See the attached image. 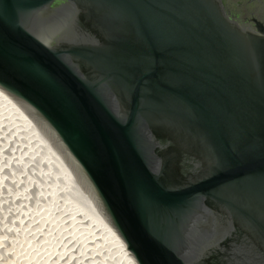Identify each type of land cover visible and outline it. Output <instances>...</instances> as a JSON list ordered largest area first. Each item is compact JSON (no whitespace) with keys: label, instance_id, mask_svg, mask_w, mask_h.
<instances>
[{"label":"water","instance_id":"obj_1","mask_svg":"<svg viewBox=\"0 0 264 264\" xmlns=\"http://www.w3.org/2000/svg\"><path fill=\"white\" fill-rule=\"evenodd\" d=\"M0 89L135 264H264V0H0Z\"/></svg>","mask_w":264,"mask_h":264},{"label":"bare ground","instance_id":"obj_2","mask_svg":"<svg viewBox=\"0 0 264 264\" xmlns=\"http://www.w3.org/2000/svg\"><path fill=\"white\" fill-rule=\"evenodd\" d=\"M0 133V135L3 134L2 136H7V134H9L10 136L7 137H10V139L13 137L12 139L14 141L12 142H16L17 144L15 155L20 154V159L23 155H26L23 156V158H27L28 155L26 153H30L31 150H35L32 154H30V159L34 163H37L38 167L39 165H46L49 168L48 171L46 170V173H48L50 170L53 177L55 179L57 178V181H55L54 178V181H52L50 179L52 176H47L49 180L47 181L48 183H45L47 186H45L44 192L42 191V196H40L41 192L40 194L37 193L41 202L39 204L37 203L38 205H33L30 202L32 204V206L30 204V210L27 211L28 208L26 207V212L23 213L28 215H23L21 218L22 211L20 210L21 212L18 214L19 216L15 222L16 228H14V231L15 229L19 228L17 230L21 237H19V240L13 242L14 244L16 243V246L13 248V252L18 249V251H15L18 255L17 257L13 255L16 257V260H12L11 263L36 264L42 260L43 264H53L56 263L54 261V257L56 255H61L63 252H67L66 248L69 249L70 247H74L76 245V250H74V253H82L83 251H80L79 248H81L86 243H89L88 249H85L87 252L90 249L99 250L101 245H103L102 247L106 248L108 254L106 255L104 251H101V253L99 252V254H102V257L107 259L109 262L113 260V263L118 261V264H135L118 235L98 212L94 204L88 198V195L85 194L86 192H84V190H82L83 194L80 192L82 187H80L78 182H76L74 179V174L61 162L62 160L60 156L52 148L50 141L46 137L43 138L41 136L42 132L39 131L38 126L34 124L26 109L23 108V105L1 89ZM12 148L13 147L10 149ZM21 148L22 150L18 152V150ZM64 171L68 173V181L65 180L67 174ZM46 173L44 172V174ZM58 182L61 184L62 190H65L60 195L58 194L59 192L57 190L55 191V188H58ZM68 186L79 191L81 196L78 195L79 193L76 194V192H74L71 188L66 190V187L68 188ZM54 192L58 194V196L55 198H53L55 194ZM72 195L78 196L79 201L75 198H71ZM36 199L37 198H35V200ZM62 207H65V209ZM61 208L65 210L61 213H66L68 218L65 216L66 219L60 221V217L62 216L60 213ZM34 217L37 219L35 218L36 222L33 223L34 220L31 221V219H34ZM25 218L27 219L24 220ZM56 220H58V222H56ZM65 223H67L66 227H64ZM90 232L94 234L93 237L91 239L88 238L90 240H84V238L88 236ZM35 233H38L39 236L38 238L34 239V237H36L34 236ZM62 235H66V237L68 235L67 239H71L73 242L71 244H68L69 242H64L66 241V237L64 236L65 239H61ZM52 236L54 237V240H52ZM80 245L82 246L80 247ZM71 250L72 249H69V252L70 254H73ZM66 260L69 261V259ZM100 260L101 259H99V261ZM99 261L97 264H99ZM101 261L103 262V259ZM58 263H61V261Z\"/></svg>","mask_w":264,"mask_h":264},{"label":"rangeland","instance_id":"obj_3","mask_svg":"<svg viewBox=\"0 0 264 264\" xmlns=\"http://www.w3.org/2000/svg\"><path fill=\"white\" fill-rule=\"evenodd\" d=\"M2 133H5V132H2ZM2 135H0V138H1L0 139V144H1L0 149L3 147L2 150L0 151V264H13V263H11V261L12 260L15 261L17 255H18L15 252V251H18V249L15 248L16 250L13 252V248L16 246L15 245L16 243L14 244L13 242L19 240V237H21L20 233L17 230L19 228L15 229V231H14V228H16L15 222L17 220V217L19 216L18 214L22 211L21 218L23 215H28V214H23L26 212V209L28 208L27 209V211H28V210H30L29 207H31L32 204L38 205L41 202L40 197H38L39 195H37V193L40 194V192H41L40 196H42V191L44 192L45 186H47V184L45 185V183H48L47 181L49 180L47 178V176H50V177L52 176L50 178L52 181H54V180L57 181L56 180L57 178L55 179L53 177L50 170L48 172L50 175L48 173H46L49 169L46 165H43V166L39 165V167H38L37 163H34L30 159V157H29L30 154H32L35 150H31L30 153L27 152L26 153L28 155L27 158L26 157L23 158V156H26V155H23L22 158L20 159V154L15 155L17 144H16V142H12V141H14L12 139L13 137H11V139H10V137H7V136H10L9 134H7V136L6 135L2 136ZM41 136L43 138H45L43 133ZM2 137H3V139H2ZM11 142H12V145H11ZM5 146H7V147H5ZM11 147H13V148L10 149ZM6 150H7V152H6ZM21 150H22V148L19 149L18 152ZM17 156H18V158H17ZM29 161L31 163L32 162L33 163L31 164ZM29 164H31L32 166ZM42 170L46 174H44V172ZM66 174L67 175L65 177V180L68 181V173H66ZM45 176H46V178H45ZM53 178H54V180H53ZM71 179H72V177H71ZM58 188H59V190H58ZM58 188L56 187L55 191L57 190L59 192L58 193L59 195L65 191V190L64 191L62 190L61 184L59 182H58ZM70 188L73 189L72 187L68 186V188L66 187V190H69ZM73 191L76 192V194L79 193V191H77L76 189H73ZM54 193L55 194H54L53 198L58 196V194L56 192H54ZM82 194H83V192H82ZM78 195L81 196L80 193ZM49 196H50V194H49ZM35 198H37L39 201L37 199L35 200ZM71 198H73V199L75 198L76 200L79 201L78 196L72 195ZM30 204H31V206H30ZM62 208L65 209V207H62ZM62 208L60 209L61 210L60 213L65 211ZM61 215L62 216L60 217V221L65 220L66 219L65 218L66 213H63V214L61 213ZM35 218L36 217H34V219L33 218L31 219V221L34 220L33 223L36 222ZM61 218H64V219H61ZM26 219L27 218H25L24 220H26ZM23 222H25V221H23ZM56 222H58V220H56ZM66 226H67V223H65L64 227H66ZM91 233L92 232H90L88 235L89 237L86 236L84 238V240H90L94 235L93 233L91 235ZM34 236H36V237H34V239L38 238L39 234L35 233ZM64 236L66 237V235H62L61 239H65ZM67 237H68V235H67ZM67 237H66V241H64V242H69L68 244H71L73 242V240L71 241V239H67ZM88 238H90V239H88ZM52 240H54V237L52 238ZM88 244L89 243H86L83 246L80 245V247L81 246L82 247L79 248V250L83 251L82 253L81 252H75L74 253V250H76L75 249L76 245L74 247L69 248V249H72L71 251L73 252V254H70L69 249L66 248L67 252H63L61 255H58V256L56 255L54 257V261L56 263H53V264H57L59 261H61V263L63 262L62 264H94V263L97 264L99 259H101V260L103 259V262L100 260L99 264H118V261H115V263H113L114 262L113 260H111L110 261L111 263H110L107 259L102 257L103 256L102 254H99V252L101 253V251H104L106 253V255L108 254L106 248L102 247L103 245H101V247H100V249H102V250L90 249L87 252L86 250L88 249V246H89ZM55 253H56V251H55ZM13 255H15L16 257ZM68 255H69V258H68ZM52 257H53V255H52ZM65 258L69 259V261L66 260ZM18 259H20V258H18ZM61 263H58V264H61ZM36 264H43V262L41 260Z\"/></svg>","mask_w":264,"mask_h":264},{"label":"flooded vegetation","instance_id":"obj_4","mask_svg":"<svg viewBox=\"0 0 264 264\" xmlns=\"http://www.w3.org/2000/svg\"><path fill=\"white\" fill-rule=\"evenodd\" d=\"M222 2L223 5H230L232 11L237 10L240 16H244L246 8L253 10L262 0H222Z\"/></svg>","mask_w":264,"mask_h":264}]
</instances>
